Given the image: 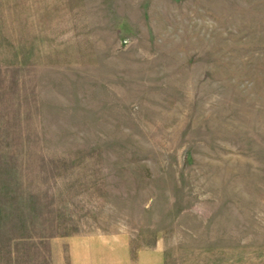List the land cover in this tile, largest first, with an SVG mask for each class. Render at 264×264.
<instances>
[{
	"label": "rangeland",
	"instance_id": "rangeland-1",
	"mask_svg": "<svg viewBox=\"0 0 264 264\" xmlns=\"http://www.w3.org/2000/svg\"><path fill=\"white\" fill-rule=\"evenodd\" d=\"M118 234L264 264V0H0V264Z\"/></svg>",
	"mask_w": 264,
	"mask_h": 264
},
{
	"label": "crops",
	"instance_id": "crops-1",
	"mask_svg": "<svg viewBox=\"0 0 264 264\" xmlns=\"http://www.w3.org/2000/svg\"><path fill=\"white\" fill-rule=\"evenodd\" d=\"M75 244L66 264H168L161 246L134 250L127 234L88 236Z\"/></svg>",
	"mask_w": 264,
	"mask_h": 264
}]
</instances>
